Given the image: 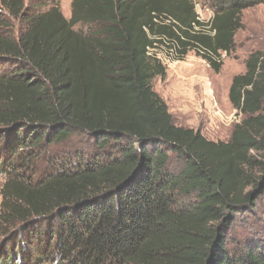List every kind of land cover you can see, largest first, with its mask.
<instances>
[{
  "label": "trees",
  "instance_id": "1",
  "mask_svg": "<svg viewBox=\"0 0 264 264\" xmlns=\"http://www.w3.org/2000/svg\"><path fill=\"white\" fill-rule=\"evenodd\" d=\"M204 3L208 23L195 0H73L70 18L0 0V221L14 229L0 264H264V52L232 80L243 119L227 142L177 126L153 89L167 70L149 49L196 50L219 73L209 54H232L264 0ZM74 138L92 157H49Z\"/></svg>",
  "mask_w": 264,
  "mask_h": 264
},
{
  "label": "rangeland",
  "instance_id": "2",
  "mask_svg": "<svg viewBox=\"0 0 264 264\" xmlns=\"http://www.w3.org/2000/svg\"><path fill=\"white\" fill-rule=\"evenodd\" d=\"M30 0H27V4ZM42 3L49 8L60 5L65 17H71V4L73 0H31ZM199 19L208 23L213 17V10L206 6L204 0H195ZM244 29L236 35V47L232 54L223 53V66L219 73L215 72L208 63H203L196 50H191L183 60L164 65L167 70L165 80L160 77L153 81V89L167 104L169 111L177 126L200 131L208 140L214 142H227L234 126L241 122L243 117L238 115L229 101V89L235 76L244 74L246 60L250 54L264 52V5L244 11L242 16ZM153 50L155 55L164 59L163 49L167 46L159 45ZM167 61V60H166ZM94 141L86 138H74L72 142L52 147L49 157L70 160L74 163L92 157L89 148ZM48 159V157H47ZM2 160V159H1ZM46 156L39 161L40 169H46ZM46 164V165H45ZM39 176V175H38ZM6 175L0 176V210L3 201L1 189L5 183ZM256 227L264 223V195L259 201L255 213ZM13 228L10 223L0 221V258L4 250L12 245Z\"/></svg>",
  "mask_w": 264,
  "mask_h": 264
},
{
  "label": "built area",
  "instance_id": "3",
  "mask_svg": "<svg viewBox=\"0 0 264 264\" xmlns=\"http://www.w3.org/2000/svg\"><path fill=\"white\" fill-rule=\"evenodd\" d=\"M209 33L212 34V35L215 34L214 32L211 33L210 31H209ZM159 47L160 46L157 45L156 48L149 49V52H148L149 56L156 57L157 59H159L162 62L163 65H170L172 63L179 62V60L177 58L178 57V53H177L176 49H170L168 47L167 48H162L163 49L164 59L161 58L162 54L161 55L157 54V56H156L153 50L159 49ZM200 52H201L202 55H205L207 53L206 51L204 52L201 49H200ZM222 55H223L222 52H220L219 55L209 54L210 58H212L214 61L219 62V63L222 62ZM202 61H203V63L207 62L205 60H202Z\"/></svg>",
  "mask_w": 264,
  "mask_h": 264
},
{
  "label": "clouds",
  "instance_id": "4",
  "mask_svg": "<svg viewBox=\"0 0 264 264\" xmlns=\"http://www.w3.org/2000/svg\"><path fill=\"white\" fill-rule=\"evenodd\" d=\"M202 58V57H201Z\"/></svg>",
  "mask_w": 264,
  "mask_h": 264
}]
</instances>
